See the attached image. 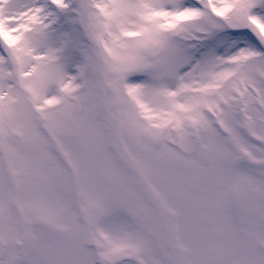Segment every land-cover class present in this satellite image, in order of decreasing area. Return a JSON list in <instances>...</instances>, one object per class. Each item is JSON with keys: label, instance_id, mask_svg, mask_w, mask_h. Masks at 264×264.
<instances>
[{"label": "snow or ice", "instance_id": "obj_1", "mask_svg": "<svg viewBox=\"0 0 264 264\" xmlns=\"http://www.w3.org/2000/svg\"><path fill=\"white\" fill-rule=\"evenodd\" d=\"M0 264H264V0H0Z\"/></svg>", "mask_w": 264, "mask_h": 264}]
</instances>
